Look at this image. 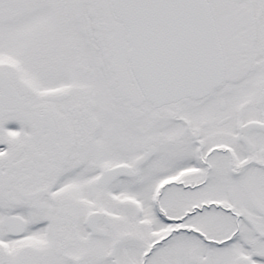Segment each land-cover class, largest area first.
<instances>
[{"label": "snow or ice", "instance_id": "6c2138e0", "mask_svg": "<svg viewBox=\"0 0 264 264\" xmlns=\"http://www.w3.org/2000/svg\"><path fill=\"white\" fill-rule=\"evenodd\" d=\"M0 264H264V0H0Z\"/></svg>", "mask_w": 264, "mask_h": 264}]
</instances>
